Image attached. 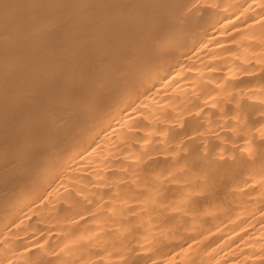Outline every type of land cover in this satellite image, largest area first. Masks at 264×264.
<instances>
[{"label":"bare ground","instance_id":"6f19581e","mask_svg":"<svg viewBox=\"0 0 264 264\" xmlns=\"http://www.w3.org/2000/svg\"><path fill=\"white\" fill-rule=\"evenodd\" d=\"M0 264H264V0H0Z\"/></svg>","mask_w":264,"mask_h":264}]
</instances>
